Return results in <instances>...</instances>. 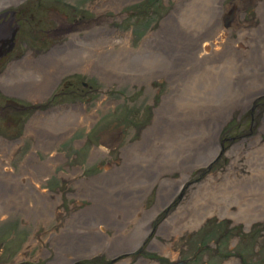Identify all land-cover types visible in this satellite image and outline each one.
Wrapping results in <instances>:
<instances>
[{
    "label": "rangeland",
    "instance_id": "374dc122",
    "mask_svg": "<svg viewBox=\"0 0 264 264\" xmlns=\"http://www.w3.org/2000/svg\"><path fill=\"white\" fill-rule=\"evenodd\" d=\"M75 1L88 6L87 17L104 10L105 26L80 46L17 62L2 81L18 104L43 100L30 130L31 109L0 114V180H9L0 186L13 204L0 207V264H264V215L250 217L264 214V0ZM206 3L226 32L214 51L196 37L195 54L185 22L203 16ZM214 65L226 69L222 76L206 70ZM15 68L28 70L20 86L9 85ZM39 76L51 84L36 98L30 82ZM228 87L244 94L217 112L231 103ZM201 91L222 98L206 102ZM252 91L260 92L253 103ZM53 115L72 120L51 128ZM207 118L216 123L212 138L179 143L187 123ZM196 144L211 146L177 162ZM145 147L161 152L168 169L139 156ZM243 207L250 215L242 219ZM101 216L122 221L92 226ZM142 225L133 248H121L118 237L129 242ZM74 234L76 245L59 246Z\"/></svg>",
    "mask_w": 264,
    "mask_h": 264
},
{
    "label": "flooded vegetation",
    "instance_id": "af4514ba",
    "mask_svg": "<svg viewBox=\"0 0 264 264\" xmlns=\"http://www.w3.org/2000/svg\"><path fill=\"white\" fill-rule=\"evenodd\" d=\"M87 8L75 0H0V93L6 96L0 103V114L31 109L27 125L30 130L43 97L26 105L18 104L14 95L4 89L3 78L17 62L38 61L57 54L61 48L80 46L92 31L105 26V19L99 26L104 10L97 12V17H87ZM19 41L22 50L15 49Z\"/></svg>",
    "mask_w": 264,
    "mask_h": 264
},
{
    "label": "bare ground",
    "instance_id": "6f19581e",
    "mask_svg": "<svg viewBox=\"0 0 264 264\" xmlns=\"http://www.w3.org/2000/svg\"><path fill=\"white\" fill-rule=\"evenodd\" d=\"M113 1H121V0H113ZM207 3H206V9L203 11V13H204V15L202 16L201 14H200V12H198V13H195V16H194V19H192V20H187L186 22H185V24H187V29L188 30H190L191 31V29L190 28H188V25H190V26H192L193 27V30H192V33L189 31L188 32V34H185V35H187L188 36V39H189V43L188 44H185L186 45V47L187 48H190V47H192V50H193V52L196 54L197 53V51H196V49H195V45H194V43H193V41L196 39V37H199V36H205L206 38H208L207 39V42L204 44V49H206V47L209 49V48H211L212 50L214 49H216V47L214 48V46H215V40L217 39V38H219L220 37V35H221V33H225L226 31L225 30H223V29H221L222 28V26H220L219 25V23H218V18H219V15H218V17H217V20H216V22H215V20H213L214 19V16H212V12L209 10V9H207ZM227 8H228V6H227ZM221 13V15L223 14V11H219V14ZM231 13H232V11H231ZM40 14V13H39ZM236 17V16H235ZM232 19V17H231V15H227V20L228 21H230ZM234 21V20H233ZM205 22H206V25H205ZM226 23V22H225ZM229 23V22H228ZM228 25V24H227ZM230 25V24H229ZM236 41V40H235ZM234 41V44H235V47L234 48H236V50H241L242 48H241V46L239 45V42L237 41V42H235ZM226 42V41H225ZM242 45V44H241ZM244 45V44H243ZM245 47H246V45H245ZM210 49V50H211ZM213 50V51H214ZM99 51V50H98ZM213 51H211L210 53H212ZM242 51V50H241ZM239 53H241V52H239ZM186 54H187V52H186ZM205 54H208L207 52L205 53ZM109 54H104L103 56H101L102 58H106L107 56H108ZM67 56H61V55H58V56H56V58L58 59V60H62V59H64V58H66ZM171 59V58H170ZM164 60V59H163ZM156 61V60H155ZM170 61V60H169ZM157 62V61H156ZM164 65V64H163ZM155 66V65H154ZM262 67H264V65L262 66ZM152 68H153V66H152ZM208 69H206V70H211V71H213L214 73H217V74H219L220 76H222V73L224 72V70H226V69H223L221 66H216V65H214L213 67H207ZM233 69V68H232ZM232 69H229V71L231 72L232 71ZM14 72H15V75H14V79H13V81H10V83H9V85H19L20 86V84H24V82H25V78H26V76H28V70H26V69H23V70H21V69H16L15 68V70H14ZM232 77V76H231ZM231 77H230V79H231ZM213 80V79H212ZM259 82L262 84V85H264V76H262V78L259 80ZM30 84H32V85H36L35 86V88L34 89H32L30 92H32L33 94H39L40 96H41V94H44L46 91H47V89H48V87H49V85L51 84V82H50V80L48 79V78H44V79H42V76H39V77H37L36 79H34V81H31L30 82ZM228 89V90H227ZM226 89V91H223L222 90V93L223 94H225V96H226V100L227 99H229L230 100V102L231 103H228V104H226L225 106H223V107H219V108H216V109H214V110H216L217 112H224V111H222V110H224V109H226L230 104H232V103H234L237 99H240V98H242V96H243V94H244V91L241 89L238 93H235L234 91H232V89L230 88V87H228ZM257 90H259V89H257ZM256 90V91H257ZM256 91H252V94L250 95V99H251V102L253 101V99L258 95V93H260V92H256ZM24 92V91H23ZM202 92V91H201ZM188 93V92H187ZM187 93L185 94V95H183V98L187 95ZM216 94V93H215ZM263 94V93H262ZM262 94H259V95H262ZM198 95H200L199 94V92H196L195 94H194V96H198ZM38 97V96H37ZM222 98V96H218V95H214V91H208V92H202L201 93V99L202 100H205L206 102H209V101H215L216 100V98ZM201 101V100H200ZM237 102V101H236ZM188 103V102H187ZM220 103H222V102H220ZM252 104V103H251ZM250 105V104H249ZM192 107V106H191ZM250 107H251V105H250ZM14 108V107H13ZM12 108V109H13ZM202 112H205L206 114H211L209 117L210 118H212L213 117V110L209 107V106H207V108L206 109H204ZM47 120H49V121H47V126H49V127H51V128H54V127H56L57 126V128L59 127V125H60V127H61V129H63V128H65V126H62L63 124H66V123H68V122H70L72 119L70 118V117H68V116H64V117H62L61 116V118H57V116H55V115H53V117H50V118H47ZM200 121V124L199 125H201L200 127L199 126H195V125H193V124H186L187 125V127H188V129H187V134L185 133V132H183V134L185 135V136H182V137H180V141L181 142H179V143H183L184 145H189V144H191V143H197V138H198V136H193V135H196V134H202V135H205V134H207V137H209V138H212L213 137V133H214V126H215V124L216 123H213V122H210L211 121V119H209V118H207L205 121L204 120H199ZM209 121V122H208ZM185 125V124H184ZM201 136V135H200ZM199 136V137H200ZM185 137V139L182 141L181 139H183ZM197 137V138H196ZM196 145H198V144H196ZM195 146V145H194ZM211 145H207V146H205V145H202V144H200V145H198L197 146V148H193V149H188L187 150V152H186V154L185 155H183L177 162H179L180 164L182 163L183 164V162H186L187 160H188V158H193L194 157V155L196 154V151L197 150H206V148H209ZM145 148H149V147H145ZM141 150H142V152L140 153V155L139 156H144V157H147L146 159L148 160V158H150V159H152V161H153V163L152 164H155V163H158V165H159V167L158 168H164V169H168V168H166V167H168L167 165H166V163H165V161H167L165 158H164V156H163V158L161 157V155L159 154V153H161V152H158L157 154L152 150V149H150L149 148V150H144V149H142V148H140ZM213 150V148L211 149V151ZM135 151H136V149H135ZM215 151V150H214ZM179 152V151H178ZM214 153V152H213ZM212 153V154H213ZM172 154H174V153H172ZM211 154V152H210V154H209V156L210 155H212ZM205 158V157H204ZM208 158V157H207ZM206 158V159H207ZM173 160H176V159H174L173 158ZM149 161V160H148ZM151 163V162H150ZM160 163V164H159ZM178 164V163H177ZM160 168V169H161ZM139 174H137V176L136 177H133L134 178V180H133V183L134 184H137L138 183V181H139V179H140V177H141V175L140 174H142L141 173V170H136ZM126 172H133V173H130L131 175L132 174H136L134 171H126ZM6 182H9V180H8V178H2L1 180H0V184H2V185H5V183ZM166 184V182L165 183H163V187H164V185ZM6 185H7V183H6ZM261 188H263L264 189V185H262L261 186ZM135 189H137V188H135ZM252 189H253V187H252ZM223 190L224 191H226V190H228V189H226V188H223ZM6 192H7V188H4L3 186H0V201L2 200V201H4L2 198H3V196L6 194ZM228 191H226V193H227ZM164 196V194H162V197ZM226 200H227V198H226ZM229 202L231 201V200H228ZM249 202H250V200H249ZM3 204H4V206L6 205V204H8V205H10V204H12V202H10V200H5L4 202H2V204H0V207L2 206L3 207ZM257 204L258 203H254V205H255V207L257 206ZM13 205V204H12ZM207 209V208H206ZM249 209V208H248ZM248 209L247 208H241V212L239 213V214H237L238 215V217H240V215L243 213L244 215V217H242V219L243 218H246V216L245 215H250V214H248L247 213V211H248ZM259 210H260V208H259ZM255 211V213L254 214H252L250 217H253V218H256V217H261V216H263L264 214L263 213H261V212H258L257 214H256V210H254ZM225 212V211H224ZM206 213H207V211H204L203 212V216H205L206 215ZM203 216L202 217H196L195 219H193L192 221H190L189 223H188V225L187 226H193V225H195L196 223H198L202 218H203ZM116 217H98V220L97 221H99V223H97L95 220H93L92 221V223L94 222V225H92V226H96L97 224H101V226L102 225H114L115 227H116V221H119V222H121L122 221V219H118V220H116L115 219ZM88 226H90V225H87V224H85V227H88ZM98 226H100V225H98ZM119 228H121L122 226H118ZM116 228V232H118L119 231V228ZM144 225H142L141 226V228H139L138 229V231H137V233H136V235L134 236V238H131L130 240H129V242H128V238H126L125 236H123V237H118V239H123V240H121V243H123L122 244V246H121V248H123L124 246H127V245H130V247H127V249H132L133 248V246L136 244V240L138 239V238H140L141 237V235H142V233H143V230H144ZM79 235H81V236H84L83 235V231H82V233H78ZM102 234H101V232L100 231H98V233L96 234V236H101ZM75 237H77V235L76 234H74V235H72V236H70V237H68V236H65V237H62L61 238V241H60V243H59V246L60 247H64V246H67V245H69V246H74V245H76V242H77V239L75 238ZM118 239H116L115 241H118ZM115 241H111L110 243H105V245H107V246H109L110 248H109V250H115L118 246H116V242ZM93 243H95V244H103L102 243V240H100V239H96V238H94V240L92 241ZM128 243V244H127ZM60 244H62V246L60 245ZM132 245V246H131ZM101 246H104V245H101ZM92 247H95V246H92ZM120 248V249H121ZM119 248H117V250H118ZM91 251H94V248H92L91 249Z\"/></svg>",
    "mask_w": 264,
    "mask_h": 264
}]
</instances>
